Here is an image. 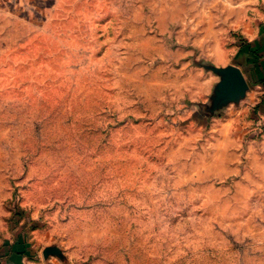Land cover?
<instances>
[{"label": "rangeland", "instance_id": "374dc122", "mask_svg": "<svg viewBox=\"0 0 264 264\" xmlns=\"http://www.w3.org/2000/svg\"><path fill=\"white\" fill-rule=\"evenodd\" d=\"M258 27L264 0H0V264H264Z\"/></svg>", "mask_w": 264, "mask_h": 264}, {"label": "water", "instance_id": "95a60500", "mask_svg": "<svg viewBox=\"0 0 264 264\" xmlns=\"http://www.w3.org/2000/svg\"><path fill=\"white\" fill-rule=\"evenodd\" d=\"M223 79L215 91L216 98L221 103H226L243 96L248 89L247 79L239 67L228 66L223 68ZM44 256L51 254L63 258L62 250L58 245H49L44 249Z\"/></svg>", "mask_w": 264, "mask_h": 264}, {"label": "crops", "instance_id": "0c3cea01", "mask_svg": "<svg viewBox=\"0 0 264 264\" xmlns=\"http://www.w3.org/2000/svg\"><path fill=\"white\" fill-rule=\"evenodd\" d=\"M253 41H255V45L256 46L254 45ZM249 43L252 46V48H254L253 46L262 48L263 47V43H264V28L262 30H260V28L258 27V30L256 32L255 37H252V40H250ZM262 51H264V48L262 49Z\"/></svg>", "mask_w": 264, "mask_h": 264}, {"label": "trees", "instance_id": "16d2710c", "mask_svg": "<svg viewBox=\"0 0 264 264\" xmlns=\"http://www.w3.org/2000/svg\"><path fill=\"white\" fill-rule=\"evenodd\" d=\"M242 44L243 45L244 44H249L250 45V43L249 42H246V41H243V43L241 42V45ZM251 52L254 54V56L256 57L257 60H261L262 58H264V51H262V52L257 51L256 52V50H252ZM261 80H264V74H263V77H262Z\"/></svg>", "mask_w": 264, "mask_h": 264}]
</instances>
